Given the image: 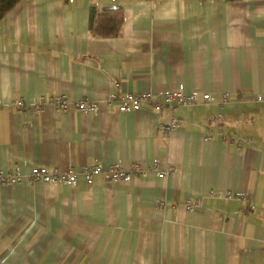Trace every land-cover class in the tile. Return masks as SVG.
Segmentation results:
<instances>
[{"label": "crops", "instance_id": "crops-1", "mask_svg": "<svg viewBox=\"0 0 264 264\" xmlns=\"http://www.w3.org/2000/svg\"><path fill=\"white\" fill-rule=\"evenodd\" d=\"M91 4L122 7L118 36L92 33ZM115 82L131 92L183 85L213 100L30 108L55 93L101 100ZM20 99L28 108L13 106ZM173 117L179 126L164 132ZM156 158L173 171L0 181V264H264V0H20L5 14L0 171Z\"/></svg>", "mask_w": 264, "mask_h": 264}, {"label": "built area", "instance_id": "built-area-1", "mask_svg": "<svg viewBox=\"0 0 264 264\" xmlns=\"http://www.w3.org/2000/svg\"><path fill=\"white\" fill-rule=\"evenodd\" d=\"M145 2H154L157 0H144ZM204 1V0H201ZM120 82H115V90L106 94L101 100H75L70 98L64 93L51 94L48 101L40 98L30 108L39 111L44 109L47 105H52L58 110H73L77 109L81 112L98 113L102 110L103 106H111L117 102L118 112L127 113L132 110H139L143 107V103L153 108L156 111L162 110L165 106L171 107L172 110H177L181 106H188L197 103L200 99L204 102H210L213 97L208 93H201L197 90L187 92L183 85L175 89H164L153 92L146 90L142 92H131L121 90ZM224 101L229 96L228 93L224 94ZM262 99V96H259ZM19 109L28 108L25 100H16L13 106ZM179 126L178 119L173 117L169 122L163 126L164 132H169ZM174 167H162L159 159H155L152 163L132 162L129 166H124L119 162H114L107 166L100 163L83 164L81 166H71L66 169L54 168L49 169L47 166L38 165L34 166L31 171L26 175H19L10 172L0 171V181L3 184H17L22 180L29 183L43 182V183H64L75 185L80 176L86 180L87 184H92L96 175H102L104 179L109 181H124L129 182L136 176H145L149 171H154L159 177H164L172 172ZM161 205L164 202L160 203ZM198 205L197 202H185L184 206L188 210H193Z\"/></svg>", "mask_w": 264, "mask_h": 264}, {"label": "trees", "instance_id": "trees-1", "mask_svg": "<svg viewBox=\"0 0 264 264\" xmlns=\"http://www.w3.org/2000/svg\"><path fill=\"white\" fill-rule=\"evenodd\" d=\"M20 0H0V20ZM124 21V12L120 6H108L102 10L97 9L95 4L90 7L89 28L92 33L99 37H115L121 32Z\"/></svg>", "mask_w": 264, "mask_h": 264}]
</instances>
